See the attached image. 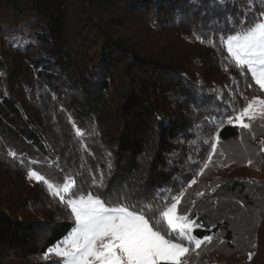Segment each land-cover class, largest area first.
<instances>
[{"label":"trees","instance_id":"1","mask_svg":"<svg viewBox=\"0 0 264 264\" xmlns=\"http://www.w3.org/2000/svg\"><path fill=\"white\" fill-rule=\"evenodd\" d=\"M260 12L259 0H0V264L59 260L43 257L74 222L47 183L88 191L102 177L133 200L180 194L194 235L213 236L189 264H264V112L249 129L227 123L264 94L215 32Z\"/></svg>","mask_w":264,"mask_h":264},{"label":"snow or ice","instance_id":"2","mask_svg":"<svg viewBox=\"0 0 264 264\" xmlns=\"http://www.w3.org/2000/svg\"><path fill=\"white\" fill-rule=\"evenodd\" d=\"M213 2L226 6L229 0ZM259 7L264 8V0H259ZM215 32L225 34L220 37V43L227 47L225 61L245 74V79L250 74L254 84L248 83L247 87L258 86L264 94V12L247 21L227 18L224 27L215 28ZM254 105H260L264 112V99L253 97L234 117L241 129L250 128L244 119L253 118ZM227 123L233 124V118L229 117ZM208 146L215 153L216 145ZM11 155L15 157L16 153ZM207 159L211 160L212 156L208 155ZM27 177L47 183L36 171H28ZM104 179L97 183L92 178L88 191L74 188L72 181L56 190L47 183L52 196L59 198L66 211L70 210L68 215L74 227L62 241L48 248L45 260L54 254L60 259L53 264H189L190 252H198L213 241L212 235L202 238L194 235V228L203 227L202 224L198 225L190 216L177 214L180 194L165 197L164 189L155 197L146 194L143 200H133L126 188H106ZM195 182V179L191 181ZM80 183L88 184V181L81 178ZM70 192L71 195H65Z\"/></svg>","mask_w":264,"mask_h":264},{"label":"rangeland","instance_id":"3","mask_svg":"<svg viewBox=\"0 0 264 264\" xmlns=\"http://www.w3.org/2000/svg\"><path fill=\"white\" fill-rule=\"evenodd\" d=\"M225 47H226V44H225ZM226 51H227V47H226ZM254 110H255V115L253 116V118H256V117H258V116H260L263 112H261V106L260 105H254ZM249 115H253L252 113H249ZM252 118V119H253ZM247 120H248V118L247 117H245V119H244V122H246L247 123ZM235 124H237V125H239L238 124V122H236L235 120L233 121ZM31 180H33V181H35L34 179H31ZM66 195V194H65ZM177 214L178 215H181V214H179L178 212H177ZM60 259V258H59Z\"/></svg>","mask_w":264,"mask_h":264}]
</instances>
